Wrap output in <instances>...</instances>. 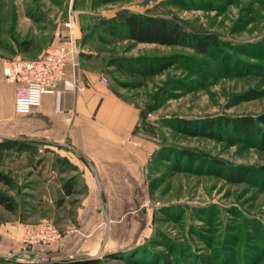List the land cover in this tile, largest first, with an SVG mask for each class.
<instances>
[{
    "label": "rangeland",
    "instance_id": "1",
    "mask_svg": "<svg viewBox=\"0 0 264 264\" xmlns=\"http://www.w3.org/2000/svg\"><path fill=\"white\" fill-rule=\"evenodd\" d=\"M126 11L170 19L213 50L128 41L100 53L91 49L102 26ZM70 13L80 55L97 53L108 85L138 109L132 137L145 161L130 177L131 191L99 198L88 185L94 184L91 169L74 151L40 146L43 161L37 157L32 165L26 154L9 153L0 172L12 186L0 183V191L16 211L0 206V251L19 253L0 255V264H264V123L258 120L264 116V0H124L100 7L92 0H0V58H40L58 43ZM14 39L30 40L33 51L22 53ZM111 57L175 65L143 81L109 67ZM242 118L258 122L257 130L240 136L223 121ZM179 119L196 123L186 129ZM210 120L222 124L204 129ZM184 150L197 161L184 158ZM61 164L72 169L61 171ZM71 180L76 193L67 197L62 186ZM92 199L103 202L91 208ZM86 220L87 229L99 227L105 240L95 255L81 261L46 257L83 254L67 236ZM45 223L61 240L26 244L27 228Z\"/></svg>",
    "mask_w": 264,
    "mask_h": 264
},
{
    "label": "crops",
    "instance_id": "2",
    "mask_svg": "<svg viewBox=\"0 0 264 264\" xmlns=\"http://www.w3.org/2000/svg\"><path fill=\"white\" fill-rule=\"evenodd\" d=\"M135 13L143 14L141 11ZM85 49L83 47L82 53H87ZM88 54L91 57H77L76 66L68 69L56 92L45 95L41 109L30 115L16 112L15 85L4 79L0 65V137L40 141L50 146L66 144L74 148L93 166L92 169L86 163L94 176V184L89 182L88 185L100 198L108 191H131L130 177L139 175L144 152L138 149L140 144L135 146L137 138L132 137L140 120L138 109L103 82L106 77L101 65L95 62L97 53ZM56 147L71 150L64 146ZM96 202L100 206L103 199L99 202L90 200L89 207L95 208ZM106 221L105 239H109L108 218ZM89 222L86 220L78 233L72 232L67 236L87 256L95 255L96 245L105 241L99 239V227L87 229ZM10 253L19 251H0L2 256Z\"/></svg>",
    "mask_w": 264,
    "mask_h": 264
},
{
    "label": "trees",
    "instance_id": "3",
    "mask_svg": "<svg viewBox=\"0 0 264 264\" xmlns=\"http://www.w3.org/2000/svg\"><path fill=\"white\" fill-rule=\"evenodd\" d=\"M124 0H92L93 7H100L108 4H116ZM101 36L98 38L91 39V49L100 53V51L108 49L111 46H115L122 42H132L135 44H156L161 46H186L196 48L201 53H210L213 48L212 44L202 38H193L188 33H186L178 24L172 22L170 19L159 17L153 14L145 13H135V12H122L117 14L109 26H102L100 29ZM19 47L22 53L28 54L33 51L34 47L30 40L19 41L17 39L13 40ZM99 44V45H97ZM100 46V47H96ZM6 50V47L2 48ZM89 56L90 54H81V57ZM98 54L96 55L97 58ZM175 62L169 59H163L161 61L144 60L143 58H126V57H111L106 63L109 67H113L117 72L134 78L147 80L150 77L163 73L169 70ZM140 83L139 85H141ZM222 120V119H220ZM259 123H264V116L258 118ZM228 125H232L235 132L240 136H247L248 134L255 132L257 130L258 122L253 119H238V121L233 122L230 119H223ZM180 127L186 129L190 128L191 125H195L196 122H188L185 120H176ZM221 122L218 123L216 120H210L205 122L204 129H213L215 127H220ZM44 142L27 140V139H12V138H0V167H2L9 157V153H19L26 154L28 162L32 165L37 157H39L38 162L43 161L40 158V146H46ZM50 146V145H49ZM60 148V147H59ZM183 157L197 161L196 157L190 150L183 151ZM81 158V157H80ZM82 159V158H81ZM83 160V159H82ZM85 161V160H84ZM60 165V164H59ZM61 171H66V168H70V164H61ZM72 169V168H70ZM0 183L11 187L12 180L4 173L0 172ZM64 195L67 197H72L75 195V184L74 181H68L62 186ZM0 206L5 210L14 213L16 211V204L14 200L0 191ZM127 249L121 248L120 251H125ZM12 254V253H10ZM64 258L69 261H81L71 258L70 256ZM1 260L5 258L0 257ZM14 257L13 260H16Z\"/></svg>",
    "mask_w": 264,
    "mask_h": 264
},
{
    "label": "built area",
    "instance_id": "4",
    "mask_svg": "<svg viewBox=\"0 0 264 264\" xmlns=\"http://www.w3.org/2000/svg\"><path fill=\"white\" fill-rule=\"evenodd\" d=\"M76 16L70 13L58 31V43L49 46L44 54L35 60L20 57L0 58L4 79L15 85V109L20 115H30L39 111L45 95H53L58 85L66 78L68 69L76 66L80 50L77 47ZM108 84L106 78L103 79ZM136 145V143H135ZM62 234L52 224L29 226L24 242L34 244H54Z\"/></svg>",
    "mask_w": 264,
    "mask_h": 264
},
{
    "label": "water",
    "instance_id": "5",
    "mask_svg": "<svg viewBox=\"0 0 264 264\" xmlns=\"http://www.w3.org/2000/svg\"><path fill=\"white\" fill-rule=\"evenodd\" d=\"M0 138H7V137H0ZM56 146H64V147H66V148H69V149H71V150H73V151H75L83 160H85L86 161V163L93 169V166L91 165V163L86 159V157L82 154V153H80V152H78V151H76L74 148H72V147H70V146H68V145H66V144H57ZM96 179H97V181L99 182V178L97 177V175H96ZM70 256L71 258H74V259H76V260H84V259H86V258H88L89 256H87V255H83V254H77V253H65V252H52L50 255H46V257H59V256ZM45 256V255H44Z\"/></svg>",
    "mask_w": 264,
    "mask_h": 264
},
{
    "label": "bare ground",
    "instance_id": "6",
    "mask_svg": "<svg viewBox=\"0 0 264 264\" xmlns=\"http://www.w3.org/2000/svg\"><path fill=\"white\" fill-rule=\"evenodd\" d=\"M84 263V262H83ZM86 263V262H85Z\"/></svg>",
    "mask_w": 264,
    "mask_h": 264
}]
</instances>
